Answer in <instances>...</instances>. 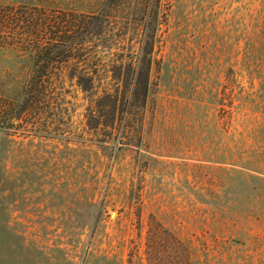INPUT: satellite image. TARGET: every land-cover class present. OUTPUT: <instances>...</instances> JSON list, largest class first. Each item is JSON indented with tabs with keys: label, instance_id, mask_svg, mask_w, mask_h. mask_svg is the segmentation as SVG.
I'll return each instance as SVG.
<instances>
[{
	"label": "rangeland",
	"instance_id": "rangeland-1",
	"mask_svg": "<svg viewBox=\"0 0 264 264\" xmlns=\"http://www.w3.org/2000/svg\"><path fill=\"white\" fill-rule=\"evenodd\" d=\"M138 1L92 88L68 67L55 79L58 131L0 128V264H264V0H152L140 74ZM33 61L0 44V92L19 97Z\"/></svg>",
	"mask_w": 264,
	"mask_h": 264
},
{
	"label": "trees",
	"instance_id": "trees-1",
	"mask_svg": "<svg viewBox=\"0 0 264 264\" xmlns=\"http://www.w3.org/2000/svg\"><path fill=\"white\" fill-rule=\"evenodd\" d=\"M151 1L142 0L136 17L144 35L141 57L134 66L138 74L143 70L149 73L152 66L155 21ZM129 2L104 0L97 11L85 12L44 2L0 1V44L19 46L34 53L20 96L0 92V128L10 133L19 129L23 133L58 131L59 127L51 124L62 119L65 109L62 87L55 79L68 67L75 70L73 76L79 71L78 81L84 88L93 87V77L86 70H98L95 58L99 45H106L115 36H125L131 19L126 10ZM133 88V93L143 94L146 99L148 79L141 81L137 76ZM154 226L157 230L159 223Z\"/></svg>",
	"mask_w": 264,
	"mask_h": 264
}]
</instances>
